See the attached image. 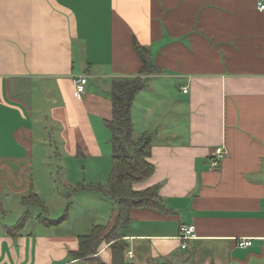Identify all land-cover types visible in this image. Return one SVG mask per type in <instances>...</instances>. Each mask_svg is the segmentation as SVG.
Wrapping results in <instances>:
<instances>
[{
  "label": "crops",
  "instance_id": "obj_1",
  "mask_svg": "<svg viewBox=\"0 0 264 264\" xmlns=\"http://www.w3.org/2000/svg\"><path fill=\"white\" fill-rule=\"evenodd\" d=\"M259 1L0 0V264H90L73 254L97 224L92 214L53 219L37 187L54 158L61 174L84 171L107 183L112 83L140 73L136 41L160 72L147 76L132 110L135 133L154 134L155 165L133 186L159 185L165 209L131 211L121 230L127 262L264 264ZM79 76L88 79L82 97L75 93ZM219 146L228 155L216 168ZM33 194L42 203H26ZM36 205L42 212L34 215ZM190 225L195 237L185 240ZM240 239L253 244L241 247ZM99 255L111 264V245L103 242Z\"/></svg>",
  "mask_w": 264,
  "mask_h": 264
},
{
  "label": "trees",
  "instance_id": "obj_2",
  "mask_svg": "<svg viewBox=\"0 0 264 264\" xmlns=\"http://www.w3.org/2000/svg\"><path fill=\"white\" fill-rule=\"evenodd\" d=\"M135 49L143 61L141 71L136 76L116 78L111 88L113 118L106 120L105 125L111 131L113 146L112 170L106 184L94 186L103 191L117 205V213L112 217V225L97 223L88 235L80 236L79 250L73 254L76 259H85L90 264H107L99 255L103 242L111 245L113 260L111 264H131L126 260L127 243L121 230L131 222V211L139 207L165 209L159 195V185L144 190L134 189V183L144 181L155 172V165L149 160L154 134L146 131L135 133L132 110L137 94L146 88L147 76L159 73L154 64L150 49L136 41ZM26 203H42L33 194ZM29 210L18 226L11 228L17 233L28 218ZM48 224L57 221L46 219Z\"/></svg>",
  "mask_w": 264,
  "mask_h": 264
},
{
  "label": "rangeland",
  "instance_id": "obj_3",
  "mask_svg": "<svg viewBox=\"0 0 264 264\" xmlns=\"http://www.w3.org/2000/svg\"><path fill=\"white\" fill-rule=\"evenodd\" d=\"M64 164L67 167L70 166L69 163ZM59 165H63V163L55 158L53 161H48L46 166L50 169L45 171L40 180L41 183L37 187L41 190V198L46 204L48 215L57 220L65 216L72 222L77 217H79L77 220L80 221L82 214L91 213V221L95 220V223L107 224L113 210H117V205L103 191L94 188L97 182L102 179H93V177L87 176L84 171L77 178L70 176L69 172L61 174L58 170ZM83 166H85L84 163L81 164L82 168ZM77 181L80 182V186L77 185ZM40 212H42L41 206L32 207L34 215ZM9 218L14 220L15 216L10 215ZM83 220L85 219L83 218Z\"/></svg>",
  "mask_w": 264,
  "mask_h": 264
},
{
  "label": "built area",
  "instance_id": "obj_4",
  "mask_svg": "<svg viewBox=\"0 0 264 264\" xmlns=\"http://www.w3.org/2000/svg\"><path fill=\"white\" fill-rule=\"evenodd\" d=\"M258 8L260 10H264V0H260L258 2ZM87 77L86 76H79L75 79V93L78 97H82L86 91V84H87ZM188 89H184V92H187ZM214 159L212 162L213 167H219L220 162L222 159H224L228 155L227 149H225L223 146H219L214 150ZM182 238L185 240H190L195 237L194 232V226H185L182 230ZM253 244V241L251 239H240L238 241V245L241 247H248ZM184 248L186 247V243H183L182 245Z\"/></svg>",
  "mask_w": 264,
  "mask_h": 264
}]
</instances>
